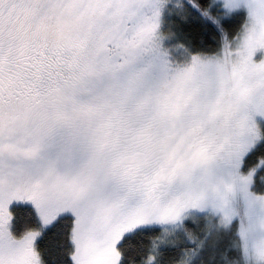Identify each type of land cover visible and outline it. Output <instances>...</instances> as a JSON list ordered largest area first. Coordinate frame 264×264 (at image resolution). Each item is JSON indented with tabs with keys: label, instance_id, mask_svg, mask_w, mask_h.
Returning a JSON list of instances; mask_svg holds the SVG:
<instances>
[{
	"label": "snow or ice",
	"instance_id": "1",
	"mask_svg": "<svg viewBox=\"0 0 264 264\" xmlns=\"http://www.w3.org/2000/svg\"><path fill=\"white\" fill-rule=\"evenodd\" d=\"M0 264H264V0H0Z\"/></svg>",
	"mask_w": 264,
	"mask_h": 264
}]
</instances>
